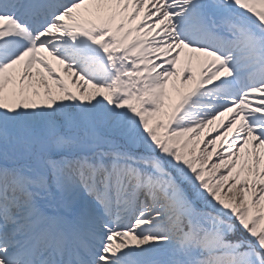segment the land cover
<instances>
[{"label":"snow or ice","instance_id":"6c2138e0","mask_svg":"<svg viewBox=\"0 0 264 264\" xmlns=\"http://www.w3.org/2000/svg\"><path fill=\"white\" fill-rule=\"evenodd\" d=\"M0 264H264V0H0Z\"/></svg>","mask_w":264,"mask_h":264},{"label":"rangeland","instance_id":"374dc122","mask_svg":"<svg viewBox=\"0 0 264 264\" xmlns=\"http://www.w3.org/2000/svg\"><path fill=\"white\" fill-rule=\"evenodd\" d=\"M59 70V69H58ZM191 85L185 86V90H187V87H190ZM219 143V142H218Z\"/></svg>","mask_w":264,"mask_h":264},{"label":"bare ground","instance_id":"6f19581e","mask_svg":"<svg viewBox=\"0 0 264 264\" xmlns=\"http://www.w3.org/2000/svg\"><path fill=\"white\" fill-rule=\"evenodd\" d=\"M175 79V78H174Z\"/></svg>","mask_w":264,"mask_h":264}]
</instances>
